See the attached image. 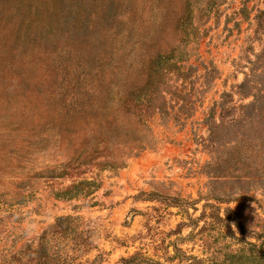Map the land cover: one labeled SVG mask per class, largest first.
<instances>
[{
	"label": "rangeland",
	"instance_id": "1",
	"mask_svg": "<svg viewBox=\"0 0 264 264\" xmlns=\"http://www.w3.org/2000/svg\"><path fill=\"white\" fill-rule=\"evenodd\" d=\"M263 50L264 0H0V264H264Z\"/></svg>",
	"mask_w": 264,
	"mask_h": 264
},
{
	"label": "trees",
	"instance_id": "2",
	"mask_svg": "<svg viewBox=\"0 0 264 264\" xmlns=\"http://www.w3.org/2000/svg\"><path fill=\"white\" fill-rule=\"evenodd\" d=\"M264 52V50L262 51ZM257 56H260V54H258ZM245 85V83L243 84ZM253 96V100L250 101L249 103L246 104H242V110L244 109H250V119H254V111L255 108L262 103V100L264 98V95H258V94H252ZM128 97L129 95L126 96V98H124L122 100V103H125V105L128 104ZM136 105V104H135ZM220 106L223 109V103H220ZM263 107H259L258 109H262ZM158 109H163V107H158ZM257 109V110H258ZM245 116V113L242 115V117ZM261 117L263 118L264 115L262 114ZM241 119V117H240ZM261 120V119H260ZM263 121V120H261ZM220 125L217 123L216 120H213L211 122H209L208 119V127L210 129V138L212 141L215 140V138L217 137V128ZM138 140V139H137ZM135 146H132L133 148H131L129 150L130 151L133 149V151H137L134 154L136 155L138 153V149H142L144 148V145L142 144H134ZM137 147V148H136ZM132 151V152H133ZM105 163H108L107 161ZM74 218L71 216H61L57 219V228L55 230L52 231V233H58V234H66L68 232H72L75 230L74 226L72 225ZM77 231V230H76ZM74 231V232H76ZM47 235L48 234H43L40 237V244L38 246V248H36L34 250V253L36 255V258H33L31 262H35L37 261L38 264H49V261L47 259V257H49V245L47 243ZM47 259V261L45 260ZM122 263L123 264H160L158 261L153 260L151 258L145 257L140 253H136L128 258L123 257L122 259Z\"/></svg>",
	"mask_w": 264,
	"mask_h": 264
}]
</instances>
